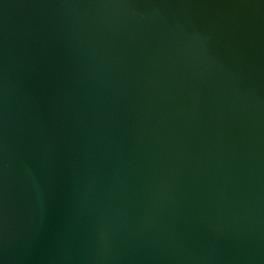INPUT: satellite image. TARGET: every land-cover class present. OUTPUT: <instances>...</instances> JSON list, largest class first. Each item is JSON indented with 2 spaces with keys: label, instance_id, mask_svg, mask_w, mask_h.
I'll return each mask as SVG.
<instances>
[{
  "label": "water",
  "instance_id": "1",
  "mask_svg": "<svg viewBox=\"0 0 264 264\" xmlns=\"http://www.w3.org/2000/svg\"><path fill=\"white\" fill-rule=\"evenodd\" d=\"M0 264H264V0H0Z\"/></svg>",
  "mask_w": 264,
  "mask_h": 264
}]
</instances>
